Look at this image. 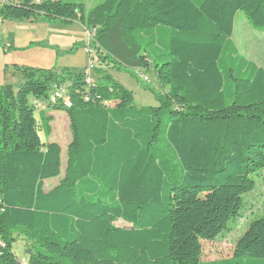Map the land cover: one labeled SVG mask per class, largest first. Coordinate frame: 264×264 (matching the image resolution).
I'll return each instance as SVG.
<instances>
[{
	"label": "trees",
	"instance_id": "16d2710c",
	"mask_svg": "<svg viewBox=\"0 0 264 264\" xmlns=\"http://www.w3.org/2000/svg\"><path fill=\"white\" fill-rule=\"evenodd\" d=\"M243 12L264 28V0H23L0 6L8 21L41 17L95 29L101 64L153 70L163 93L137 108L133 92L96 66L5 65L23 82L0 85V264H264V216L251 220L230 258L203 261L264 178V64L232 40ZM65 86L70 141L47 139L48 102ZM122 220L128 227L116 225ZM32 250L26 263L13 243Z\"/></svg>",
	"mask_w": 264,
	"mask_h": 264
},
{
	"label": "rangeland",
	"instance_id": "374dc122",
	"mask_svg": "<svg viewBox=\"0 0 264 264\" xmlns=\"http://www.w3.org/2000/svg\"><path fill=\"white\" fill-rule=\"evenodd\" d=\"M81 1H83L85 7H89L97 0ZM1 22L0 85L9 84L15 92L18 85L23 82L21 77H17L14 80L7 78L8 72L4 71L7 59H14L18 63L33 64L41 67H44L47 63H52L51 67H54L57 71L66 67L86 72L89 55L85 51V44L91 40L94 34L91 29H85L78 21L69 23L60 21L49 22L37 17L30 20H2ZM233 24L234 30L231 38L235 41L240 53L255 61L258 65H263L264 28L252 27L246 15L241 11L236 13ZM5 43L6 45H4ZM34 52H36V57L33 56ZM49 54L52 55L51 61L48 60ZM38 58L41 61H38ZM93 60L94 67L103 66L116 81L133 92V105L135 107L157 106L159 104L155 93H163L165 90L161 87L152 69H117L111 65L101 64L95 55ZM145 77L147 78L145 79ZM94 78L95 76L91 74V81ZM29 101L33 104L34 99L29 98ZM35 109L37 119H39L40 111H44L46 115H50L53 118L50 122L51 135L47 139L44 137L43 132L40 131L43 142H57L61 147V174L59 177L45 180L44 189L47 191L58 184L64 172L66 148L71 138L69 122L65 112L51 109L46 101H41L40 105ZM242 198L243 206L238 215L229 221L227 229L214 240H201V260L212 261L230 258L233 255L237 239L246 230L249 222L264 216V178L262 175L255 176V187L253 190L243 194ZM116 225L121 227L129 226L122 220L117 221ZM27 249H29V244L23 237L18 236V239L13 243V251L17 259H25L27 261Z\"/></svg>",
	"mask_w": 264,
	"mask_h": 264
},
{
	"label": "built area",
	"instance_id": "2783aa9c",
	"mask_svg": "<svg viewBox=\"0 0 264 264\" xmlns=\"http://www.w3.org/2000/svg\"><path fill=\"white\" fill-rule=\"evenodd\" d=\"M23 0H19V1H10V0H0V6H2L3 4H17L20 3ZM32 3H36V4H40L42 2H44V0H29ZM2 22H0L1 25ZM93 31V34L95 32V29H91ZM85 51L87 52V54L89 55V59H88V65H87V69L85 72L86 78H90L91 76V72L93 69V65H94V60H93V56L95 55V52L93 51V49L90 47L89 45V41L88 43L85 44ZM147 77H145L146 79ZM62 101L65 105L69 106V100L66 94V88L65 86H54L50 95H49V99H48V103L50 104H56L58 102ZM40 100H34L33 105L34 107H38L40 105ZM23 263H26L25 259H22Z\"/></svg>",
	"mask_w": 264,
	"mask_h": 264
},
{
	"label": "crops",
	"instance_id": "0c3cea01",
	"mask_svg": "<svg viewBox=\"0 0 264 264\" xmlns=\"http://www.w3.org/2000/svg\"><path fill=\"white\" fill-rule=\"evenodd\" d=\"M235 18V17H234ZM1 26V25H0ZM233 30H234V24H233ZM233 34V33H232ZM0 35H1V31H0ZM233 40V39H232ZM234 41V40H233ZM234 43H235V41H234ZM4 45H6V43L4 44ZM235 45H236V43H235ZM237 46V45H236ZM238 48V47H237ZM5 52V51H4ZM5 53H7V52H5ZM6 55V54H5ZM33 56L34 57H36V52H34V54H33ZM37 56H39V55H37ZM48 60L49 61H51L52 60V55H50L49 54V57H48ZM38 61H41L39 58H38ZM255 62V61H254ZM11 64H23V65H28V66H34V67H41V66H35V65H33V64H24V63H18V61H16V60H8L7 59V61H5V65H11ZM38 64H39V62H38ZM42 64H44V63H42ZM46 64V63H45ZM51 64L52 63H47V65H44V67L43 68H50L51 67ZM4 65V66H5ZM8 73V75H7V78L8 79H12V80H14L15 78H17V77H19V76H17V75H15V74H13L10 70H8L7 71ZM66 162V161H65Z\"/></svg>",
	"mask_w": 264,
	"mask_h": 264
},
{
	"label": "water",
	"instance_id": "95a60500",
	"mask_svg": "<svg viewBox=\"0 0 264 264\" xmlns=\"http://www.w3.org/2000/svg\"><path fill=\"white\" fill-rule=\"evenodd\" d=\"M26 253H27L28 255H30V254L32 253V250H31V249H27V250H26Z\"/></svg>",
	"mask_w": 264,
	"mask_h": 264
},
{
	"label": "bare ground",
	"instance_id": "6f19581e",
	"mask_svg": "<svg viewBox=\"0 0 264 264\" xmlns=\"http://www.w3.org/2000/svg\"><path fill=\"white\" fill-rule=\"evenodd\" d=\"M0 22H1V18H0Z\"/></svg>",
	"mask_w": 264,
	"mask_h": 264
}]
</instances>
